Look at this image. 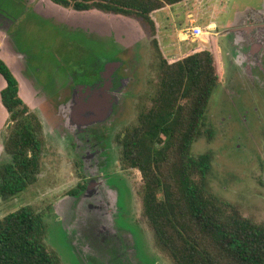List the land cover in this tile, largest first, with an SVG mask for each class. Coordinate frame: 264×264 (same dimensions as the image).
Returning <instances> with one entry per match:
<instances>
[{"label":"rangeland","instance_id":"obj_1","mask_svg":"<svg viewBox=\"0 0 264 264\" xmlns=\"http://www.w3.org/2000/svg\"><path fill=\"white\" fill-rule=\"evenodd\" d=\"M192 2L166 7L155 15L169 57H182L197 44L211 47L213 35L226 32L223 27L239 32L244 25H253L249 32L256 35V41H264V0H196L191 8ZM0 5L13 8L4 16L0 8V55L15 60L11 66L4 59L19 80L22 98L39 116L45 137L38 180L11 199L0 198V217L25 205L34 206L46 223V242L63 264H107L111 256H118L119 264H174L156 245L143 217L142 175L136 169H122L115 142L125 127L137 123L141 106L156 89L159 53L150 24L134 15L77 11L51 0H0ZM192 9L198 13L196 23L207 29L195 43L179 35L190 23L187 10ZM208 20L218 24L214 30L207 28ZM5 31L19 54L10 51ZM219 45L224 75L210 98L192 154H211L209 185L215 194L264 222L263 49L246 53L263 66L251 70L233 62L235 49L226 37L219 39ZM241 51L243 56L245 51ZM107 64L125 82L105 89L109 99L101 116L74 121L72 86L94 85L100 68L102 72ZM3 86L0 76V93ZM61 86H65L63 94L67 93L62 102L67 100L60 115L57 94ZM1 104L0 163L9 159L4 141L11 125ZM91 130L106 138L102 145L107 166L102 176H94L89 189L74 195L80 184H87L92 170L90 162L84 168L85 145L78 148L76 137L85 140V132Z\"/></svg>","mask_w":264,"mask_h":264},{"label":"trees","instance_id":"obj_2","mask_svg":"<svg viewBox=\"0 0 264 264\" xmlns=\"http://www.w3.org/2000/svg\"><path fill=\"white\" fill-rule=\"evenodd\" d=\"M51 1L77 11L134 15L151 26L159 53L156 89L141 106L137 123L125 127L115 142L122 169L142 175V214L158 248L174 264H264V222L215 194L209 185L211 154H192L223 77L218 43L169 57L155 17L188 0ZM0 6L4 13L13 9ZM0 74L7 83L1 101L11 120L4 141L9 159L0 163V198L8 200L38 180L45 137L39 116L22 98L19 80L2 58ZM85 188L86 183L80 184L74 195ZM46 235L43 215L32 205L0 217V264H63Z\"/></svg>","mask_w":264,"mask_h":264},{"label":"flooded vegetation","instance_id":"obj_3","mask_svg":"<svg viewBox=\"0 0 264 264\" xmlns=\"http://www.w3.org/2000/svg\"><path fill=\"white\" fill-rule=\"evenodd\" d=\"M109 66L107 64L102 72H100L101 70L99 71L97 76L94 78L96 80V83L94 85H92L90 83V84H85L84 86H77V87L72 86V90L70 91V92H72V95L70 97H72V100H73L72 102L75 103L74 110L79 105H83L84 103H88L90 100H95V98H97V97L99 98L101 89L105 90L109 87L111 88V85L115 84V82H117V81H121V82L124 81L125 82V79L122 78L121 75H118V73H117L118 71L115 70L114 68H112V69L109 68ZM261 68H263V66H261ZM63 87L64 88H62V86L60 88H58V91H60L61 93L57 94V98L60 100V104H58V106H57V113H59L60 115L62 114V108H64V105L66 104V100H67L66 98H64L63 101H65V103L62 102V98L64 97V95L66 96V94H67V93L63 94L64 90H65V86H63ZM114 90H116V89H114ZM49 98H50L49 96L45 97V101L47 102ZM75 100H76V102H74ZM64 111H65V109H64ZM86 112H88V111H86ZM84 115H86V114H84ZM71 117L74 121H83V122L85 120L88 121V119H84L82 117L76 116L74 113L71 115ZM79 132L81 133L82 131H79ZM85 133H87L85 140L78 141L79 137H76V140H77V147L78 148L82 144L85 145V150L83 153V165L85 164L84 168L87 169L91 166L90 168L92 169L89 173V180L91 182H88L89 181L88 180L87 184H86V188H85V189H89L88 186L90 183H92L94 176L98 178V177L102 176V174L104 173L105 166H107L108 157L106 156L107 153L105 151L106 146L104 147L102 145L103 140L106 139L105 137L101 136L102 133L100 134V132H98V131L94 132L93 130L86 131ZM77 135H80V134H77ZM89 162L91 163L90 166H88ZM90 176H92V177H90ZM109 257H110V255H109ZM110 258L112 260H108L107 264H115V263L119 264L120 259H118L119 258L118 256H111ZM110 261H111V263H109Z\"/></svg>","mask_w":264,"mask_h":264},{"label":"crops","instance_id":"obj_4","mask_svg":"<svg viewBox=\"0 0 264 264\" xmlns=\"http://www.w3.org/2000/svg\"><path fill=\"white\" fill-rule=\"evenodd\" d=\"M189 2L190 1H192V0H188ZM195 1L196 0H193V2L192 3H189V7H191V8H193V5H194V3H195ZM32 4V3H31ZM9 7V6H8ZM172 7H174V6H172ZM9 10H11V8H9ZM197 12H195V10H187V17H188V19H189V24H188V26H198V27H201V25H198L197 23H196V21L199 19V18H197ZM1 15L2 16H4V12H2L1 13ZM0 15V16H1ZM4 18H2L1 20H3ZM217 23L214 21L213 22V20L212 21H210V20H208V26H207V28L208 29H215L216 27H217ZM187 26V27H188ZM222 26V25H221ZM244 26H246L245 28H242L243 30L242 31H239V32H233L232 30H230V28L229 27H223V28H225V30H226V32L224 33V34H222V33H220V32H216V34L215 35H213V37H215V40L217 41V43H218V51H219V56H220V60H222L221 59V55H220V53H221V51H220V45H219V39L221 38V37H226V39H228L229 40V43L231 44V47L232 48H234L235 49V53L233 54V52H232V57H234V60H233V62L236 64V65H238V67L240 68V69H247V68H249V69H251L252 70V68L254 69L255 67H258V65H260V64H262V63H259V62H257L256 61V63H255V61L254 60H252V58H250L249 57V55L248 54H246V53H252L253 52V50H255V48L256 47H259V48H262L263 49V51L261 52V54H263L264 53V41L263 42H260V40H257L256 41V35H254L252 32H249L250 30V28L253 26V25H244ZM159 27H160V29H159V33H161L160 34V36H162V35H164V32L162 31V28H161V24L159 23ZM202 28V27H201ZM184 29L185 28H182L181 29V31H180V33H179V35L180 36H184V34H183V31H184ZM203 29V28H202ZM245 29V30H244ZM206 30L207 29H205L204 31L206 32ZM5 33L7 34V36H8V44H9V49H10V51L11 52H13L14 54H19L20 52L17 50V48H16V46H15V44L13 43V40H12V38H11V36H9V34L5 31ZM251 33V34H250ZM200 38V37H199ZM195 41H199V39L197 38L196 40L195 39H192L191 40V42H194L195 43ZM160 42H161V45H162V49L164 50V44L162 43V41L160 40ZM173 44V43H172ZM233 44V45H232ZM257 44H259V46H256ZM261 44H263V46H261ZM247 45H248V47H249V49H247ZM196 46H200V44H197ZM196 46H192V47H196ZM242 48V49H241ZM190 49V48H189ZM244 49V51H245V53H243V56H242V54H241V50H243ZM247 51V52H246ZM2 56V57H1ZM245 56V57H244ZM0 58H2L3 60L4 59H6V57L5 56H3V55H0ZM23 59L25 60V56H23ZM7 60V59H6ZM8 61V63H10V65L12 66V64L14 63V65H15V60L14 59H8L7 60ZM6 62V61H5ZM243 62V63H242ZM223 62L221 61V64H222ZM261 66V65H260ZM10 67V66H9ZM13 68V67H12ZM222 69H223V64H222ZM13 71V73H15L14 72V70H12ZM223 75H224V69H223ZM0 76L3 78V81H4V86L2 87V89H1V91L4 89V87L6 86V80H5V78L0 74ZM17 77V76H16ZM222 79H223V77H222ZM221 79V80H222ZM221 82V81H220ZM20 92H21V87H20ZM0 102L2 103V101H1V93H0ZM1 105H3V103L1 104ZM4 106V105H3ZM6 109V108H5ZM7 110V109H6ZM8 112V111H7ZM9 114V113H8ZM1 149H3V146H2V148H0V150Z\"/></svg>","mask_w":264,"mask_h":264},{"label":"water","instance_id":"obj_5","mask_svg":"<svg viewBox=\"0 0 264 264\" xmlns=\"http://www.w3.org/2000/svg\"><path fill=\"white\" fill-rule=\"evenodd\" d=\"M113 65H110L109 68L112 69ZM82 89V88H81ZM100 97L95 98V100H90L88 103H84L83 105H79L75 110L74 114L76 116L82 117L84 119L95 120V118L101 116L102 109L106 106L108 98V94L105 90H100ZM88 111V112H86ZM86 114V115H84ZM83 122V121H82Z\"/></svg>","mask_w":264,"mask_h":264},{"label":"built area","instance_id":"obj_6","mask_svg":"<svg viewBox=\"0 0 264 264\" xmlns=\"http://www.w3.org/2000/svg\"><path fill=\"white\" fill-rule=\"evenodd\" d=\"M205 33L204 30H202L201 27L198 26H188L184 29L183 34L188 37H191L192 39H197L199 38L200 35Z\"/></svg>","mask_w":264,"mask_h":264}]
</instances>
